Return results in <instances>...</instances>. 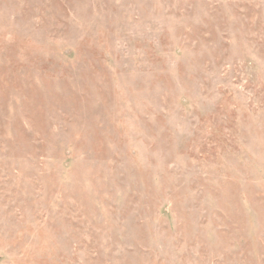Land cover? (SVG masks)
Instances as JSON below:
<instances>
[{
    "label": "rangeland",
    "instance_id": "rangeland-1",
    "mask_svg": "<svg viewBox=\"0 0 264 264\" xmlns=\"http://www.w3.org/2000/svg\"><path fill=\"white\" fill-rule=\"evenodd\" d=\"M0 264H264V0H0Z\"/></svg>",
    "mask_w": 264,
    "mask_h": 264
}]
</instances>
